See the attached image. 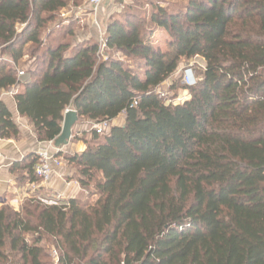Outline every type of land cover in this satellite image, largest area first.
Segmentation results:
<instances>
[{"label": "trees", "instance_id": "1", "mask_svg": "<svg viewBox=\"0 0 264 264\" xmlns=\"http://www.w3.org/2000/svg\"><path fill=\"white\" fill-rule=\"evenodd\" d=\"M66 6L0 0V137L20 133L1 99L14 87L40 141L61 134L68 108L108 121L82 152L57 153L99 197L2 206L0 264H10L7 248L20 254L16 264H55L40 245L46 236L58 264H264V0H186L174 9L158 2L152 29L116 13L105 57L93 38L72 42L62 33L46 43L43 30ZM30 44L42 52L19 77ZM197 56L205 65L181 87L189 98L167 101L157 89ZM122 115L124 124L115 123ZM38 163L35 152L11 171L37 183Z\"/></svg>", "mask_w": 264, "mask_h": 264}, {"label": "rangeland", "instance_id": "2", "mask_svg": "<svg viewBox=\"0 0 264 264\" xmlns=\"http://www.w3.org/2000/svg\"><path fill=\"white\" fill-rule=\"evenodd\" d=\"M66 2L67 6L59 11L57 18L53 22L49 23L42 32V36L46 39L47 44L53 43L54 39H59L62 33H65L66 35L63 37L65 40H70L72 42L89 40V37H87L88 35L85 33L86 31H89V34L94 35L93 30H90L92 26L95 29L94 31L97 33H95L96 37L93 39L103 45L102 37L105 39L107 23L113 15H116V13L123 12L135 15V22L140 27L152 29L153 27L156 28L155 24H153L150 19L153 12V5L155 6L156 3L161 2L164 6H169L174 9L184 5L186 0H102L99 5L92 3L90 0H66ZM151 3H153V5ZM130 5L135 6V8H129ZM50 34H53V36L48 38V35ZM157 36L159 39L161 38V40L164 41L162 46L166 48L164 40L166 33L160 30ZM34 48L35 46H32L31 44L27 46L26 55L18 65L19 71L27 73L29 69L34 67V63L37 62V54L42 52V50H40L34 54ZM101 48V56H107L109 52H106L104 47L101 46ZM1 57L2 53L0 52V58ZM6 57L8 58V56ZM129 61L136 64L134 59H130ZM10 62L13 63L12 61ZM204 65V59L199 56L191 59H183L179 64L177 71L157 89L158 93L165 97L167 101L172 100L175 103L182 102L183 100L189 98V92L181 88L184 84L183 77L188 69H192L193 74L198 76L199 71ZM174 86L176 88H173ZM122 120L123 117H120L117 119L116 123H120ZM95 124H97V122L91 121L88 118H79L73 128V134L69 143L59 147V149L62 151H64L63 149H68V151L72 153L77 151L74 149H78V144L83 142L85 143L86 140H90L92 138V129ZM62 161L66 164L68 163L67 161H64L63 158ZM71 168L73 169L72 176L75 177L76 181L79 183L77 167L72 165ZM23 174L24 171L18 170L14 173V177L10 178L11 181L6 180L4 182L6 190H3L5 188L2 189L3 191L0 190V208L2 206H7L14 210L22 211L23 207L26 205L29 206L28 202L31 198L36 197L41 202L47 204H49L50 200H54L56 198L57 194L49 190L46 184H43L42 181L37 183H31L29 180L25 181ZM82 189L83 190L77 196V199H80L84 204H93L98 199L99 196L94 185H91L88 188L82 187ZM64 200L68 201L67 198H64ZM27 237L32 241L35 235L29 234ZM40 245L44 248L46 254L48 255V259L53 262V249L56 248L55 240L46 236L43 238ZM7 253L9 255L10 264H16V262H18L21 258L19 253L12 252L10 248H7Z\"/></svg>", "mask_w": 264, "mask_h": 264}, {"label": "crops", "instance_id": "3", "mask_svg": "<svg viewBox=\"0 0 264 264\" xmlns=\"http://www.w3.org/2000/svg\"><path fill=\"white\" fill-rule=\"evenodd\" d=\"M91 29L93 30L94 35L89 34V31H86L85 34L88 35V39L96 37L97 34L92 26L90 30ZM11 90L12 89L3 91L1 94V99L11 110L13 118L19 127L20 133L17 138H10L6 140L0 137V150L4 154V156L0 158V190L3 188H5L3 190H6V187H4V182L6 180L11 181L10 178L14 177V173L11 171V166L14 162L22 160L24 157L35 152L37 153L42 148L46 147V142L40 141L38 139L31 121L27 117L20 115L14 94L11 92ZM121 117H123V120L119 124H124L125 116L122 115ZM86 147L87 145L84 142L78 144V149H74L77 151H74L73 153L82 152ZM63 150L64 152L68 151V149ZM68 153L72 152L68 151ZM64 161L66 160L64 159ZM71 166V164H66L62 161L60 166L55 167L51 179L46 184L49 190L55 192L56 194L61 193L64 195V198H67L68 200L71 198H77V196L83 190L80 184L76 181L75 177L72 176L73 169Z\"/></svg>", "mask_w": 264, "mask_h": 264}, {"label": "built area", "instance_id": "4", "mask_svg": "<svg viewBox=\"0 0 264 264\" xmlns=\"http://www.w3.org/2000/svg\"><path fill=\"white\" fill-rule=\"evenodd\" d=\"M92 3L99 5L102 0H90ZM103 39V45L105 46V39ZM191 69H188L183 77V82L185 84L193 83V75L190 73ZM25 74L24 71H19V77ZM18 91V87L12 88L11 92L15 94ZM137 104V102L135 103ZM110 127V123L108 121L99 122L94 125L93 129H95L98 133H105ZM60 151L59 148H56L55 141L46 142V147L42 148L37 152L39 156V163L36 165V174L41 179L43 184H47L53 175V171L55 167L60 166L62 164V157L58 156L57 153ZM4 156L3 152L0 150V158ZM64 200V196L61 193H58L54 200H50L49 204H58L60 201ZM53 256L55 264L59 263V252L56 248L53 249Z\"/></svg>", "mask_w": 264, "mask_h": 264}, {"label": "water", "instance_id": "5", "mask_svg": "<svg viewBox=\"0 0 264 264\" xmlns=\"http://www.w3.org/2000/svg\"><path fill=\"white\" fill-rule=\"evenodd\" d=\"M79 120V115L77 111L73 108H68L64 114V121L62 125L61 134L55 139V146L62 147L69 143L72 134L73 128Z\"/></svg>", "mask_w": 264, "mask_h": 264}]
</instances>
